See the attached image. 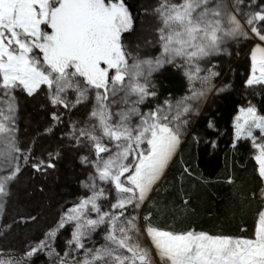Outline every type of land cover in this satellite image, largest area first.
<instances>
[{
  "label": "snow or ice",
  "instance_id": "obj_1",
  "mask_svg": "<svg viewBox=\"0 0 264 264\" xmlns=\"http://www.w3.org/2000/svg\"><path fill=\"white\" fill-rule=\"evenodd\" d=\"M245 45L246 96L232 101L227 143L249 154L256 183L242 187L230 173L219 183L251 224L160 222V188L184 145L219 146L205 108L232 87L214 82L221 55ZM247 95L264 97V0H0V264H264V107ZM22 99L44 113L27 131ZM54 137L55 147H40ZM65 150L78 154L82 193L14 243V230L39 219L7 215L21 177L48 176ZM180 175L212 183L186 162ZM178 197L187 210L190 196Z\"/></svg>",
  "mask_w": 264,
  "mask_h": 264
},
{
  "label": "trees",
  "instance_id": "obj_2",
  "mask_svg": "<svg viewBox=\"0 0 264 264\" xmlns=\"http://www.w3.org/2000/svg\"><path fill=\"white\" fill-rule=\"evenodd\" d=\"M133 3H139L140 0H130ZM145 23L143 27H147ZM247 46L240 48V55L237 57L223 58L220 62L219 77H225L223 84H230L232 87L226 90V94L213 96L209 101V106L205 108V114H215L218 121V129L213 139H217L219 146L213 150L211 147L205 148L202 142L199 146L193 144L191 140L184 145L180 156L176 157L175 163L166 177L165 182L160 188V194L157 199L160 200V209L158 220L171 226H182L188 221L195 222L197 227L209 229L212 231H235L236 223L243 217L251 224L252 213L247 207L242 206L238 198L232 195V189L222 183L225 173L233 174L236 178V184L242 187H249L256 183L253 174V162L249 154L241 149L238 152H231L228 148V141L231 131V119L229 110L232 101H241L246 93L241 88V82L244 72L248 67L247 58L244 56ZM237 51V50H236ZM235 51V52H236ZM165 87L169 86V81L165 80ZM247 99L252 100L258 107H264V97L256 95L255 98L247 95ZM24 101V100H23ZM25 109L22 118L26 121L25 130L28 126L35 127L37 123L44 118V113L39 109L35 101H24ZM234 115V113L232 114ZM59 136V133H57ZM209 137L205 136L204 140ZM51 144L57 145V139L42 141L40 147H46ZM78 154L72 150H65L63 158L58 164V169L51 172L48 176L42 175H24L21 177L22 189L18 186V191L12 204L8 206V217L11 218L21 209L30 210L32 215H39L36 224L29 228L14 230L17 235L27 232L28 236L42 228L44 224L57 212L58 208L65 201L72 200L79 193L78 178L81 171V165L77 158ZM184 162L193 169L194 176L200 177L201 174L205 180H211L212 183L204 184L197 182L196 179L184 177L181 180V170ZM187 193L191 198V204L185 210L180 203L178 193L180 190ZM19 199L20 203H15ZM20 206V207H18ZM255 205H252L254 208ZM186 218L182 219V217ZM173 215L179 223L173 221ZM21 238V237H19ZM20 239H13L17 243Z\"/></svg>",
  "mask_w": 264,
  "mask_h": 264
},
{
  "label": "rangeland",
  "instance_id": "obj_3",
  "mask_svg": "<svg viewBox=\"0 0 264 264\" xmlns=\"http://www.w3.org/2000/svg\"><path fill=\"white\" fill-rule=\"evenodd\" d=\"M148 28H149V24H148V26L145 28L144 27V29L145 30H148ZM136 43V41L135 40H133V44H135ZM237 50V48H236V46L235 45H232L231 46V51L233 52V53H235V51ZM141 54L142 55H145V56H147V55H155V51L152 49V48H147V49H141ZM244 56L247 58V50L245 51V54H244ZM226 57H229V56H227L226 54H222L221 55V57H220V60H219V64L221 63L220 61L223 59V58H226ZM221 68H220V65L217 67V69H216V71H218V70H220ZM225 79V77H219L218 79H216L214 82L216 83V85L217 86H220L222 83H223V80ZM229 89V88H228ZM25 107V104H24V101H23V99L21 100V108H22V111H21V128L23 129V130H25V127L27 126L26 124V121L22 118V115L24 114V108ZM257 134H259V133H257ZM180 156V154L178 155V157ZM23 179V178H22ZM21 179V180H22ZM20 180V182H19V188H21L22 187V182L23 181H21ZM22 189V188H21ZM82 189L80 188V185H79V193L77 194V196L78 195H80L81 193H82ZM12 203H10V205H11ZM18 207H20V206H18ZM59 209V208H58ZM27 232H21V233H19L18 235H17V233H16V235H15V237L13 238V239H15V240H17V239H20V241L21 240H24L26 237H28V235L26 234ZM19 237H21V238H19ZM98 238V237H97ZM20 241H18L17 242V244L20 242Z\"/></svg>",
  "mask_w": 264,
  "mask_h": 264
}]
</instances>
